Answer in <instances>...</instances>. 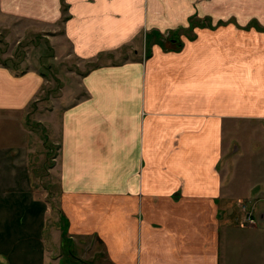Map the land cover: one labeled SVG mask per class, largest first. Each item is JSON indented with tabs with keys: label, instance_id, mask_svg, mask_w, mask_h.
Masks as SVG:
<instances>
[{
	"label": "crops",
	"instance_id": "obj_1",
	"mask_svg": "<svg viewBox=\"0 0 264 264\" xmlns=\"http://www.w3.org/2000/svg\"><path fill=\"white\" fill-rule=\"evenodd\" d=\"M258 12L257 0H0V33L49 31L80 70L46 166L24 116L43 76L0 63V264H88V238L110 264H264Z\"/></svg>",
	"mask_w": 264,
	"mask_h": 264
},
{
	"label": "rangeland",
	"instance_id": "obj_2",
	"mask_svg": "<svg viewBox=\"0 0 264 264\" xmlns=\"http://www.w3.org/2000/svg\"><path fill=\"white\" fill-rule=\"evenodd\" d=\"M259 5L258 19L254 20L259 26L257 30L264 32V0H257ZM10 27L0 33V63L5 64L11 69L21 70H36L43 76L44 84L42 85L40 94L27 109L26 116L27 123L35 130L38 141H40V154L44 156L46 166L54 164L53 159L58 154L57 145V125H58V109L71 105L78 95V81H79V68L74 60L69 55L67 47L60 51L51 47L46 37L51 41L53 35L49 31L43 30L42 32H35V29H27L26 25L21 23H9ZM261 25V26H260ZM261 27V28H260ZM128 50H124V54ZM122 54V53H121ZM125 56H121L118 60H124ZM118 62L116 59H107L102 64ZM89 68L86 66L82 70L86 71ZM50 120L53 127L51 137L49 138L47 131L43 128L38 121ZM245 140L252 141V133H245ZM264 134V133H263ZM54 135V136H52ZM256 133L254 134V138ZM232 140L234 135L232 134ZM256 140L257 144L260 142ZM236 157H232L235 162ZM232 160V162H233ZM261 166V159L255 160ZM264 168V167H262ZM253 175L250 171L246 173H239L236 176L238 183H250ZM41 193L43 191H40ZM47 199L51 202L52 213H56L58 208L59 187L57 178L52 175L51 182L46 190ZM84 244L77 245V253L88 264H110L105 254L103 253V246L98 244L96 239H84ZM92 257H94L92 259ZM73 264V262L68 263Z\"/></svg>",
	"mask_w": 264,
	"mask_h": 264
},
{
	"label": "built area",
	"instance_id": "obj_3",
	"mask_svg": "<svg viewBox=\"0 0 264 264\" xmlns=\"http://www.w3.org/2000/svg\"><path fill=\"white\" fill-rule=\"evenodd\" d=\"M241 211L244 213L243 223L244 224H250L252 223V212L250 210H247V206L245 204L240 205Z\"/></svg>",
	"mask_w": 264,
	"mask_h": 264
},
{
	"label": "water",
	"instance_id": "obj_4",
	"mask_svg": "<svg viewBox=\"0 0 264 264\" xmlns=\"http://www.w3.org/2000/svg\"><path fill=\"white\" fill-rule=\"evenodd\" d=\"M165 47H166L167 49H175L174 46L172 47V46H170L169 44H167V45L165 44Z\"/></svg>",
	"mask_w": 264,
	"mask_h": 264
},
{
	"label": "trees",
	"instance_id": "obj_5",
	"mask_svg": "<svg viewBox=\"0 0 264 264\" xmlns=\"http://www.w3.org/2000/svg\"><path fill=\"white\" fill-rule=\"evenodd\" d=\"M4 65V64H3Z\"/></svg>",
	"mask_w": 264,
	"mask_h": 264
}]
</instances>
